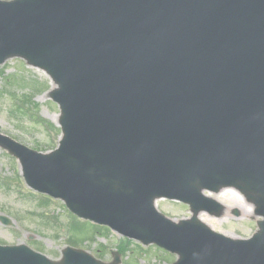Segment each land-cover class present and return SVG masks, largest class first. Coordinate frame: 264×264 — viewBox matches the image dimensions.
<instances>
[{"label": "water", "instance_id": "water-1", "mask_svg": "<svg viewBox=\"0 0 264 264\" xmlns=\"http://www.w3.org/2000/svg\"><path fill=\"white\" fill-rule=\"evenodd\" d=\"M20 56L58 88L63 138L42 154L0 135L26 181L71 211L179 254L172 264H264V0H0V63ZM233 187L263 217L232 240L197 218ZM189 203L174 223L156 198ZM8 224L9 219L0 216ZM53 261L1 246L0 264Z\"/></svg>", "mask_w": 264, "mask_h": 264}, {"label": "rangeland", "instance_id": "rangeland-1", "mask_svg": "<svg viewBox=\"0 0 264 264\" xmlns=\"http://www.w3.org/2000/svg\"><path fill=\"white\" fill-rule=\"evenodd\" d=\"M55 86L45 71L21 58L10 57L0 64V132L38 151L53 149L59 138L56 126L60 115L58 105L49 96ZM13 159L0 147V213L12 221V225L0 222L1 244L24 243L53 260L61 258L67 245L83 248L103 261H111V251L117 247L122 253L119 264H167L177 259V254L152 244L141 245L140 249L135 245L138 241H123L114 231L71 219L61 208L60 200L47 204L37 201L41 198L38 195H23L22 175L14 168L19 165ZM204 193L226 205L218 216L204 213L213 230L232 239H246L258 229L256 222L261 217L235 189ZM156 206L176 222L191 217L189 206L178 201L161 198L156 200Z\"/></svg>", "mask_w": 264, "mask_h": 264}, {"label": "bare ground", "instance_id": "bare-ground-1", "mask_svg": "<svg viewBox=\"0 0 264 264\" xmlns=\"http://www.w3.org/2000/svg\"><path fill=\"white\" fill-rule=\"evenodd\" d=\"M205 212H199L198 213V218H199V220H201L203 223H205L206 225H210V223L208 222V218L207 217H205L204 214Z\"/></svg>", "mask_w": 264, "mask_h": 264}]
</instances>
